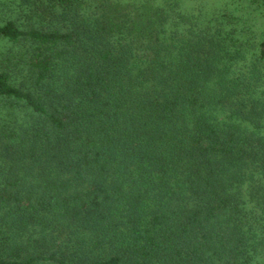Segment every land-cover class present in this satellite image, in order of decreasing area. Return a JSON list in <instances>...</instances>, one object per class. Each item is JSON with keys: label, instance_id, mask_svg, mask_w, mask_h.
Masks as SVG:
<instances>
[{"label": "trees", "instance_id": "1", "mask_svg": "<svg viewBox=\"0 0 264 264\" xmlns=\"http://www.w3.org/2000/svg\"><path fill=\"white\" fill-rule=\"evenodd\" d=\"M0 264H264V0H0Z\"/></svg>", "mask_w": 264, "mask_h": 264}, {"label": "rangeland", "instance_id": "2", "mask_svg": "<svg viewBox=\"0 0 264 264\" xmlns=\"http://www.w3.org/2000/svg\"><path fill=\"white\" fill-rule=\"evenodd\" d=\"M246 1V0H245ZM242 5L245 3L244 1H241ZM247 4V3H246ZM251 16L256 20V21H262V19L260 18V16H258V14L256 15V13L251 14ZM3 49V48H2Z\"/></svg>", "mask_w": 264, "mask_h": 264}]
</instances>
